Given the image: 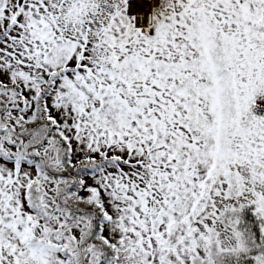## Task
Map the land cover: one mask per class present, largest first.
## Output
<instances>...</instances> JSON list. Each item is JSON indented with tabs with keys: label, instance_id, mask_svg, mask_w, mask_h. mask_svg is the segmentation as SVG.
Wrapping results in <instances>:
<instances>
[{
	"label": "snow or ice",
	"instance_id": "snow-or-ice-1",
	"mask_svg": "<svg viewBox=\"0 0 264 264\" xmlns=\"http://www.w3.org/2000/svg\"><path fill=\"white\" fill-rule=\"evenodd\" d=\"M0 264H264V0H0Z\"/></svg>",
	"mask_w": 264,
	"mask_h": 264
}]
</instances>
